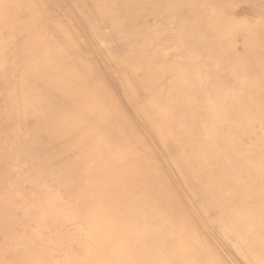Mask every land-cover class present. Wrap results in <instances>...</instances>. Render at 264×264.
<instances>
[{"label":"rangeland","instance_id":"obj_1","mask_svg":"<svg viewBox=\"0 0 264 264\" xmlns=\"http://www.w3.org/2000/svg\"><path fill=\"white\" fill-rule=\"evenodd\" d=\"M133 1L136 0H101L98 6L87 8L85 15L73 0L59 3L65 15H54L52 21H61L69 30L79 31L85 45L84 57L96 64L93 76L98 75L92 80L100 83V91L90 90L74 102L80 108L82 104L95 105L101 94L108 100L115 98L118 102L112 103L114 108L123 112L129 120V128L139 135L137 139H123L117 144L113 125L117 122L123 127L125 119L122 118L102 125L101 131L107 134L100 138L104 143L109 141L107 145L112 151L121 147L123 151H131L123 166L129 164L125 172L133 174L136 180L133 178L131 182L140 187V195L133 197L140 198L133 204L135 208L144 205L143 197L149 191L154 198L163 199L167 214L180 218L183 223L179 229L191 230L194 235L206 237L213 243L223 262L254 264L253 258L257 257L262 262L255 264H264V0H144L145 3L138 5ZM2 32L0 30L3 36L0 37V83L3 79L12 81L22 77L20 66L24 52L21 48L28 39L21 31L13 38H7L8 34ZM34 57L38 58L36 54ZM134 65L148 71L149 75L144 80L139 79L137 86ZM154 76L157 82L152 81ZM146 94L156 97L153 101L158 112H167L166 118L156 117L155 125L150 124L145 115L152 112L146 105ZM143 104L145 107L141 106ZM87 115L86 130L91 128L88 122L95 123L93 116L88 118ZM214 116L217 117L214 119ZM0 130V149L3 147L0 150V264H9L5 258L21 248L19 237L48 249L50 264L87 262V257H92L90 250L84 257L86 248L90 249L92 229L90 231L76 205L69 202L65 186L57 183L55 176H44V171L24 156H17L16 147L22 140L27 141L26 133L15 131L21 133L13 138L11 127L2 126ZM88 171L93 173V168ZM111 180L117 179L112 177ZM78 197L87 199L81 193ZM36 199H47L55 205L40 213L34 203ZM117 204L120 209H128L126 203ZM146 213L140 215V220L150 217L149 212ZM7 214L10 224L5 228L2 221ZM149 219H153L152 228L160 237L151 241L163 245L170 239L169 224L160 217ZM41 255H46L42 249Z\"/></svg>","mask_w":264,"mask_h":264},{"label":"bare ground","instance_id":"obj_2","mask_svg":"<svg viewBox=\"0 0 264 264\" xmlns=\"http://www.w3.org/2000/svg\"><path fill=\"white\" fill-rule=\"evenodd\" d=\"M61 1L62 0H0V30L3 31L2 33L8 34V36H6L7 38L10 37L13 38L15 35H17L16 32H20V31L22 35L26 34L28 36V39L24 41L26 43L23 45V48H21L23 49L22 52H24V54L21 55L22 62L20 66V72L22 77L19 79H12V81L10 78L3 79L4 82L0 83V128L2 126L11 127L12 128L11 134L13 138L17 137V134L20 135L21 132H15L18 130H21L23 133H26L28 135L27 141L22 140L21 141L22 143L16 147L17 156L18 157L24 156L27 160L31 161L36 168H41V170L44 171V174L42 173L44 176L45 175L55 176L57 179V183H59L62 186H65L66 197L69 196L70 198L68 199L69 202L71 201V203L76 205V208L81 213L82 217L86 218L90 231L92 229L93 237L91 238L92 240L88 245L90 249L86 248L84 257L88 254L87 250H90V254L92 255V257L88 256L87 262L82 261L79 264H118L119 262H121L122 264H227L218 257L216 251L214 250L213 243L209 242L206 237L196 236L191 232V230L188 231L185 229L178 228V226L181 225V223L183 222L180 220V218L176 217L177 215L175 216L173 214L171 215L167 214L166 211L168 209L166 207V204L161 201L163 199L154 198V196H152V194L149 191H147L145 197L142 196L144 205H140V207L138 208H135L133 206V204L136 205V201H139L140 199V198L133 199V197H138L137 195H140V187L131 182V180L135 178V176L133 174H129L125 172L129 164L126 167L123 166L126 163L127 154L130 153L131 151L130 150L123 151L125 149H122V147L117 149V151L110 150L108 147L109 145H107L109 144V141L108 143H104L100 139L101 135L103 136L104 134H107L105 133V131L102 132L101 128L102 125L110 124L114 119L118 120L123 118L125 119V125L122 123L123 127L118 126L117 122L115 123V125H113V135L117 139V144L119 143L121 144V141L123 139H131V140H133L134 138L137 139L139 138V135L134 133V131H132L134 129L131 130L132 127L129 128V125H127L129 123V120L123 114V112L121 110H116L114 108L112 103L118 102L115 98L111 97V99L108 100L107 98L104 97V95L102 96L101 94L100 97L101 99L97 100L95 105L85 106L82 104L80 105L81 106L80 108H77L78 107L77 103L74 101H76L80 96H82L83 93H87L90 90L100 91V83L92 80L94 76L98 75L95 74L93 76L94 71L96 73V64L91 62L90 59L84 57L82 53V49L85 47V45L84 42L82 41V38L79 36V31L74 28H70L69 30L66 24L63 26L60 23L61 21L58 20L54 22L52 21L54 15H57L58 17L65 15L63 13V10H61L59 6V3ZM73 1L76 7L84 14L87 8L98 6L101 0H73ZM185 1L191 2V0H185ZM141 3H145V1L144 0L133 1V4L135 5ZM40 13H44L45 15H40ZM57 23L60 25V27H57L56 25ZM255 30L252 32H255ZM0 37L3 36L0 34ZM34 54H36L38 58H35ZM252 55L253 54H251V56ZM257 61L255 63H257ZM97 66L98 68H100V65L97 64ZM133 69L137 79L136 82V86H137L139 79L144 80V78H146L149 75H148V71L146 70L143 71L136 65L133 66ZM242 71L244 72V70ZM212 73L213 71L211 72V74ZM152 81L157 82L156 76L152 77ZM254 90H256V88H254ZM135 94L138 95L139 93L135 91ZM144 98L146 100V105L152 108V112L148 111V113L145 114L150 124L152 125L156 124V120H157L156 117H158V119L159 118L163 119L167 117L166 115L167 112L165 111L158 112L155 109V103H154V101L156 100L155 96L146 94L144 95ZM89 104L90 103L88 102L87 105ZM230 105H232L231 102ZM104 106H107L108 108L104 109ZM141 106L145 107L144 104ZM65 114L71 116L69 117L68 115L66 116ZM80 115H82V118H80ZM86 115L88 118L93 116V118L95 119L94 120L95 123L93 122L87 123L88 125H91V128L87 130L85 129L86 126L84 125V120L86 118ZM199 116L200 115H198V117ZM205 116L206 115H204V117ZM216 117L214 116V119ZM198 119L200 120V118ZM234 121H236V119ZM246 123L247 121L245 122V124ZM225 124L226 123H224V125ZM217 125H214V127ZM198 130L201 131V129L199 128ZM7 135L9 134L7 133ZM143 147L144 146H142L141 148ZM2 149L3 147H1L0 150ZM172 152L174 154V151ZM202 154L203 153H201V155ZM219 156L220 155H218L217 159H219ZM191 160L192 162L194 161L193 158ZM144 165L146 164L144 163ZM196 165L198 166L197 168H199V165L198 164ZM148 166L146 165V167ZM157 167H159V165ZM88 168H93L94 174L88 171ZM151 168L153 167H150V169ZM112 177L114 178L116 177L117 180L116 181L111 180ZM208 179H209V175H208ZM133 180H136V178ZM199 183L196 184L199 185ZM243 188H245V186ZM92 189H94V191H92ZM160 190L162 191V189ZM79 193L82 194V197L84 198L87 197V199H79L78 197ZM170 193H167V195H169ZM208 193L210 195V193L212 192H208ZM173 196H175V193ZM250 196L252 195L250 194ZM169 197H171V195ZM250 198L253 199L252 197ZM47 199H36V201H34L35 206L37 207V210L40 213L46 211L47 208L49 209L50 206L53 207L55 205V204L53 205L51 201H48L49 202L48 203L46 201ZM45 202H47V204ZM116 202L117 203L120 202V204L122 205L123 203L124 204L126 203V205H128V209L126 210L120 209ZM173 205H175V203ZM253 206L254 205H252V207ZM147 211L149 212L151 218L160 217L166 220L167 223L169 224L170 231L168 236L170 237V239H168V241L166 240L163 245H156L151 241L152 238L159 237V232L155 231L152 228L151 220L153 219L150 220L149 219L150 217L147 218L145 216L146 217L145 219L143 218V220H140L141 218L140 215H147L146 213ZM230 212H231V208H230ZM219 216L220 215H218V217ZM230 216L233 217L234 215H230ZM5 218L6 219H3L2 222H3V226L7 228L9 227L10 224L8 214L7 217ZM220 220L222 222V219ZM223 225H225V222L223 223ZM182 226H187V225L183 224ZM228 227L226 226V228ZM253 229L254 228H252L251 230ZM233 233L234 232H232V234ZM18 239L21 248L15 249L10 256H7L5 258V260H7L9 264H50L51 263V258L47 254L48 249L46 250L42 247L40 248L39 246H37V244L34 241L29 239H23L22 237H19ZM182 240H184V242ZM41 249L45 251L46 253L45 257L41 255ZM256 260L257 257H254L253 258L254 264L255 262L256 263L262 262L261 259L257 261Z\"/></svg>","mask_w":264,"mask_h":264}]
</instances>
